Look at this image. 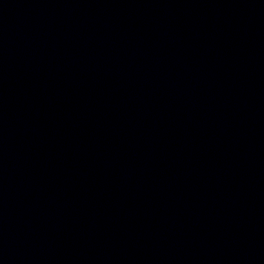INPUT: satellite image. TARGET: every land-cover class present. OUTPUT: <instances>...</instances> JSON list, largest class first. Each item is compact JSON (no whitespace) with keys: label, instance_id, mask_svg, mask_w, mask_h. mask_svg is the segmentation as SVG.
Instances as JSON below:
<instances>
[{"label":"water","instance_id":"1","mask_svg":"<svg viewBox=\"0 0 264 264\" xmlns=\"http://www.w3.org/2000/svg\"><path fill=\"white\" fill-rule=\"evenodd\" d=\"M187 85L213 264H264V0H164Z\"/></svg>","mask_w":264,"mask_h":264}]
</instances>
